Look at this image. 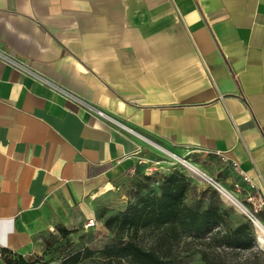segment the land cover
I'll list each match as a JSON object with an SVG mask.
<instances>
[{
  "label": "crops",
  "instance_id": "crops-1",
  "mask_svg": "<svg viewBox=\"0 0 264 264\" xmlns=\"http://www.w3.org/2000/svg\"><path fill=\"white\" fill-rule=\"evenodd\" d=\"M0 52L136 134L0 59V264L95 219L148 141L264 195V0H0Z\"/></svg>",
  "mask_w": 264,
  "mask_h": 264
},
{
  "label": "trees",
  "instance_id": "trees-1",
  "mask_svg": "<svg viewBox=\"0 0 264 264\" xmlns=\"http://www.w3.org/2000/svg\"><path fill=\"white\" fill-rule=\"evenodd\" d=\"M189 187L179 172L163 176L158 194L139 197L135 204L104 221L106 228L115 227L116 246L77 251L65 264L83 260H88L85 264H174V251L190 242L202 246L196 252L204 264H233L227 252L248 249L255 241L251 228L245 223L235 227L229 224V211L215 191L209 192L204 208H199L200 201L188 205L185 197ZM59 232L63 237L71 233ZM18 264L36 263L21 260Z\"/></svg>",
  "mask_w": 264,
  "mask_h": 264
},
{
  "label": "rangeland",
  "instance_id": "rangeland-1",
  "mask_svg": "<svg viewBox=\"0 0 264 264\" xmlns=\"http://www.w3.org/2000/svg\"><path fill=\"white\" fill-rule=\"evenodd\" d=\"M148 142L151 144L144 143L142 151L144 153L143 157L137 160L136 164L123 177L111 185L110 191L107 192L103 203L97 206L94 212L96 223L94 228H82L65 237L61 235L59 237H53L51 241L44 245L39 254L20 256L12 253H4L1 255V264H18L21 260L26 263L36 264H65L68 256L77 251L85 249L98 251L116 246L118 242L114 238L115 227L106 228L103 224L104 221L124 211L128 205L135 204L139 197H150L158 194V185L161 178L173 172L183 174L190 183L185 197V202L188 205H193L195 201H200L199 208H204L209 192L215 191L218 200L229 211V224L235 227L245 223L251 228L255 237L254 243L246 250L227 252L226 257L230 263L264 264V254H262L264 253V245H261L257 241V235L249 218L246 215L236 212L230 205L225 203L211 184L209 185V183L192 177L181 162H186L195 167L212 181L234 195L242 205L249 209L244 201L242 191L236 187L239 180L227 171V168L219 161L197 158L192 153L181 157L153 141ZM255 218L261 224H264V213L255 216ZM201 247L200 244L193 242L180 245L173 254L176 257L174 264H204L196 252ZM216 251L219 252V250ZM87 261L83 260L78 264H85Z\"/></svg>",
  "mask_w": 264,
  "mask_h": 264
},
{
  "label": "built area",
  "instance_id": "built-area-1",
  "mask_svg": "<svg viewBox=\"0 0 264 264\" xmlns=\"http://www.w3.org/2000/svg\"><path fill=\"white\" fill-rule=\"evenodd\" d=\"M0 59L3 63L13 67L15 70L22 72L23 74L31 77L35 81L51 88L56 93H58L63 98L75 103L78 107H80L84 112L87 114L95 117L96 119L101 120L106 126L123 132L132 133L127 127L119 120H117L115 117L109 115L108 113L102 111L101 109L96 108L95 106L91 105L90 103H87L76 96L72 95L71 93L64 91L63 89L56 87L40 75L34 73L33 71H30L29 69L25 68L22 64L10 59L7 57L4 53L0 52ZM133 135L135 133H132ZM136 135V134H135ZM231 167L233 170H235L238 175L247 183L248 185V192H246L244 196V201L248 205L249 209L248 212L250 214V217H255L261 213H264V195H261L255 186L248 180L247 177L239 170L236 163H232ZM215 188V187H214ZM216 189V188H215ZM217 191V189H216ZM218 192V191H217ZM249 220L251 219L249 216H247ZM96 225L95 219H88L84 224V229H92Z\"/></svg>",
  "mask_w": 264,
  "mask_h": 264
},
{
  "label": "bare ground",
  "instance_id": "bare-ground-1",
  "mask_svg": "<svg viewBox=\"0 0 264 264\" xmlns=\"http://www.w3.org/2000/svg\"><path fill=\"white\" fill-rule=\"evenodd\" d=\"M182 165L186 168V170L189 172V174L194 177L197 180H201L203 182L211 184L213 187H215L221 197V199L230 205L236 212L246 215L250 217V214L247 210V208L242 205L237 198L232 195L230 192L225 190L223 187L212 181L208 176L197 170L195 167L191 166L190 164L186 162H181ZM250 221L252 223V226L255 230V233L257 235V241L264 245V224H261L258 220H256L255 217H250Z\"/></svg>",
  "mask_w": 264,
  "mask_h": 264
}]
</instances>
